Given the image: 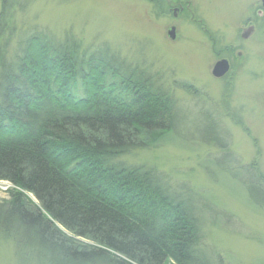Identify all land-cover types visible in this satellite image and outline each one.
Listing matches in <instances>:
<instances>
[{
  "label": "trees",
  "instance_id": "trees-1",
  "mask_svg": "<svg viewBox=\"0 0 264 264\" xmlns=\"http://www.w3.org/2000/svg\"><path fill=\"white\" fill-rule=\"evenodd\" d=\"M1 52L0 181L13 188L0 237L40 264H207L200 214L163 173L126 159L172 141L178 102L161 78L71 35L38 32L13 62ZM206 114L202 135L219 143Z\"/></svg>",
  "mask_w": 264,
  "mask_h": 264
},
{
  "label": "rangeland",
  "instance_id": "rangeland-1",
  "mask_svg": "<svg viewBox=\"0 0 264 264\" xmlns=\"http://www.w3.org/2000/svg\"><path fill=\"white\" fill-rule=\"evenodd\" d=\"M183 1L190 10L175 18L172 0H13L0 29V51L13 62L38 32L58 40L71 35L86 49L112 47L157 74L178 102L172 141L126 159L163 173L176 195L200 214L199 248L207 264H264V187L255 182L264 185L262 0ZM6 2L0 0V18ZM252 15L256 30L248 41L242 34ZM172 23L175 39L168 34ZM221 58L232 65L218 78L213 68ZM206 113L218 123L220 144L202 135ZM11 188L0 181L2 201ZM17 251L14 242L0 237V264H40Z\"/></svg>",
  "mask_w": 264,
  "mask_h": 264
},
{
  "label": "water",
  "instance_id": "water-1",
  "mask_svg": "<svg viewBox=\"0 0 264 264\" xmlns=\"http://www.w3.org/2000/svg\"><path fill=\"white\" fill-rule=\"evenodd\" d=\"M262 6L264 8V0H262ZM254 31H255V27L252 26L243 32L242 37L244 39H248L254 33ZM168 34L172 39H175L176 38V27L172 26L170 30L168 31ZM229 70H230V63L228 59H221L216 62L213 68V74L214 76L221 78V77H224L229 72Z\"/></svg>",
  "mask_w": 264,
  "mask_h": 264
},
{
  "label": "flooded vegetation",
  "instance_id": "flooded-vegetation-1",
  "mask_svg": "<svg viewBox=\"0 0 264 264\" xmlns=\"http://www.w3.org/2000/svg\"><path fill=\"white\" fill-rule=\"evenodd\" d=\"M185 3H187V5H184V1L183 0H176V1H173L172 0V2H170V6H171V8H172V10H173V13H174V16H175V18H179V16L181 15V13L183 14V13H185V11H189L190 10V7H189V1L187 2V1H185ZM262 9L260 10V12L261 13H263L264 14V8L263 7H261ZM172 25H174L175 26V24L174 23H172ZM245 27H244V29L246 30V29H248V28H250V27H252V26H254L255 27V17L252 15V16H250L249 18H247L246 20H245ZM176 27V26H175ZM244 30V31H245ZM255 30H256V28H255ZM255 32V31H254ZM254 34V33H253ZM252 34V35H253ZM251 35V36H252ZM250 36V37H251ZM249 37V38H250ZM248 38V39H249ZM248 39H245V40H248ZM249 41V40H248ZM222 59V58H221ZM228 59V61H229V63H230V66L232 65L231 64V60H230V58H227Z\"/></svg>",
  "mask_w": 264,
  "mask_h": 264
}]
</instances>
